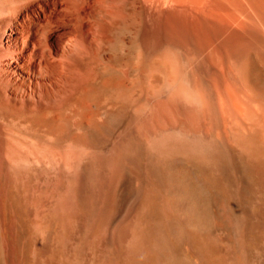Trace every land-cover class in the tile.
Returning a JSON list of instances; mask_svg holds the SVG:
<instances>
[{"label":"bare ground","instance_id":"1","mask_svg":"<svg viewBox=\"0 0 264 264\" xmlns=\"http://www.w3.org/2000/svg\"><path fill=\"white\" fill-rule=\"evenodd\" d=\"M0 264H264V0H0Z\"/></svg>","mask_w":264,"mask_h":264},{"label":"rangeland","instance_id":"2","mask_svg":"<svg viewBox=\"0 0 264 264\" xmlns=\"http://www.w3.org/2000/svg\"><path fill=\"white\" fill-rule=\"evenodd\" d=\"M212 196L216 202L217 209H218V212L220 214V220H221L222 225H224V227L229 231V233L232 236H234L235 234H237V232H236V228H235L236 224L234 223V221H235L234 215H233V212L231 213L232 209L231 210L229 209L230 206H228L229 204L226 203L224 199H220V198H223L222 195H219V194L217 195V193L213 192ZM223 201L225 203H223Z\"/></svg>","mask_w":264,"mask_h":264}]
</instances>
